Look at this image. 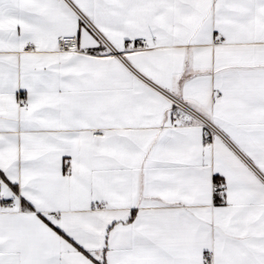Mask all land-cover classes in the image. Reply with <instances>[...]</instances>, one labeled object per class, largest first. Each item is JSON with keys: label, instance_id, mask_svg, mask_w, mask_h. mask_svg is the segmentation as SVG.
Here are the masks:
<instances>
[{"label": "snow or ice", "instance_id": "snow-or-ice-1", "mask_svg": "<svg viewBox=\"0 0 264 264\" xmlns=\"http://www.w3.org/2000/svg\"><path fill=\"white\" fill-rule=\"evenodd\" d=\"M0 264H264V0H0Z\"/></svg>", "mask_w": 264, "mask_h": 264}]
</instances>
